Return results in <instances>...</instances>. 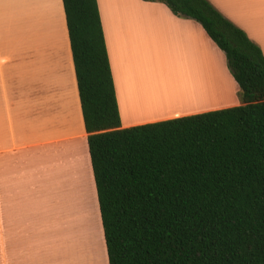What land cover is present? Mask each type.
<instances>
[{
    "label": "trees",
    "instance_id": "16d2710c",
    "mask_svg": "<svg viewBox=\"0 0 264 264\" xmlns=\"http://www.w3.org/2000/svg\"><path fill=\"white\" fill-rule=\"evenodd\" d=\"M241 105L123 129L98 0H63L109 264H264V53L209 0Z\"/></svg>",
    "mask_w": 264,
    "mask_h": 264
},
{
    "label": "crops",
    "instance_id": "0c3cea01",
    "mask_svg": "<svg viewBox=\"0 0 264 264\" xmlns=\"http://www.w3.org/2000/svg\"><path fill=\"white\" fill-rule=\"evenodd\" d=\"M134 1L98 0L123 129L241 105L226 56L201 24L175 16L162 3ZM209 1L264 53V0ZM156 63L177 68V78L169 82L158 76ZM213 69L231 95L212 96L201 83L188 81L208 78ZM86 144L63 0H0V264H34L29 256L21 258L20 248L50 209L52 194L57 204L72 202L74 162L82 182L89 171L98 202ZM64 167L71 175L62 181L61 197L57 180ZM99 222L104 233L100 212ZM8 235L13 246L7 244ZM18 235L22 240L15 239Z\"/></svg>",
    "mask_w": 264,
    "mask_h": 264
},
{
    "label": "rangeland",
    "instance_id": "374dc122",
    "mask_svg": "<svg viewBox=\"0 0 264 264\" xmlns=\"http://www.w3.org/2000/svg\"><path fill=\"white\" fill-rule=\"evenodd\" d=\"M125 1L128 5L135 4L134 0ZM3 2L4 1H2V3ZM226 7L235 11L234 7H230L229 5H226ZM158 61L164 63V59H158ZM161 63H156V72L158 76L163 77L164 75L169 82L177 78V68H169ZM153 70L154 69L147 71L153 72ZM202 76L203 75L187 78L188 81L192 82L194 85L201 83V89L203 92L207 87V89L211 90L212 96L217 93L218 95H221L224 92L226 93V91L231 95L227 83H225L217 70L213 69L209 76L206 75L210 78V85H207L208 78ZM204 82L206 85H203ZM81 145L84 150L85 144L81 143ZM86 145L88 148V144ZM65 167L62 169V178L57 180L61 184V186L59 184L61 197L63 196L62 193H64L62 181H64L66 176H69L68 174H70V170ZM74 168L75 171L71 177L74 179L76 185H73L75 188H73L72 202L68 205L63 204L62 202L57 204V202H54L57 199L55 196L56 193L52 194L53 203L51 204L50 209H46L44 219L39 220L37 226L35 225L37 232L35 231L36 228L32 227L28 236H26L27 238L25 239L24 244L20 248V256L22 259L29 256L32 260H35L34 264H107L104 247L106 243L105 240L103 242L104 233L101 231L99 222L100 211L97 198L94 195L89 171L87 170V178L84 180L85 182H82L79 164L74 162ZM36 179L38 181L39 177ZM52 184L53 186L55 185V183ZM52 190L55 192L56 189L53 187ZM31 212H34V209H31ZM22 238L21 235H18L15 239L22 240ZM12 239L13 235H8L7 244L10 246H13L14 244ZM5 242L6 240H4V243ZM13 249L14 248H12V250Z\"/></svg>",
    "mask_w": 264,
    "mask_h": 264
},
{
    "label": "bare ground",
    "instance_id": "6f19581e",
    "mask_svg": "<svg viewBox=\"0 0 264 264\" xmlns=\"http://www.w3.org/2000/svg\"><path fill=\"white\" fill-rule=\"evenodd\" d=\"M170 87H171V86H170ZM161 88H162V89H161ZM164 88H165V87H164ZM164 88H163V87H160L161 90H163ZM165 89H167V88H165ZM167 90H168V89H167ZM164 91H166V90H164ZM168 92H172V91H170V89H169ZM160 93H162V91H161ZM163 93H164V92H163ZM167 94H169V93H167ZM162 96L165 97V96H167V95L164 96V94H162ZM162 96H161V98H162ZM169 96H170V95H169ZM174 97H176V95H175ZM167 98H168V97H167ZM167 98H165V101H164L163 99H161V100H163L164 103H165V102L167 101V100H166ZM169 99H170V98H169ZM174 99H175V98H173L172 100H174ZM172 100H169V101H170V104H171V101H172ZM169 101H168V102H169Z\"/></svg>",
    "mask_w": 264,
    "mask_h": 264
}]
</instances>
